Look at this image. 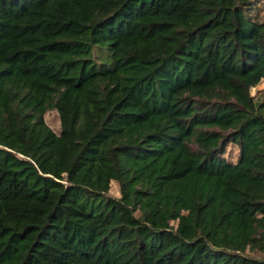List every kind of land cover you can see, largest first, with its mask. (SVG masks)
<instances>
[{
  "label": "trees",
  "instance_id": "1",
  "mask_svg": "<svg viewBox=\"0 0 264 264\" xmlns=\"http://www.w3.org/2000/svg\"><path fill=\"white\" fill-rule=\"evenodd\" d=\"M258 1L0 0V264H264Z\"/></svg>",
  "mask_w": 264,
  "mask_h": 264
},
{
  "label": "rangeland",
  "instance_id": "2",
  "mask_svg": "<svg viewBox=\"0 0 264 264\" xmlns=\"http://www.w3.org/2000/svg\"><path fill=\"white\" fill-rule=\"evenodd\" d=\"M257 12L259 14V18H262L264 16V0H259L256 9L253 10L254 12ZM251 94L255 95L258 100L261 98L264 99V82L258 84L256 87L251 89ZM45 121L46 123L54 130L55 132H58L60 129V124H59V117L58 113L55 109L49 110L45 114ZM236 146L233 145H228L226 155L231 156L233 159L235 158L236 155ZM109 195L113 197H119V187L116 182H111L110 184V189H109Z\"/></svg>",
  "mask_w": 264,
  "mask_h": 264
}]
</instances>
